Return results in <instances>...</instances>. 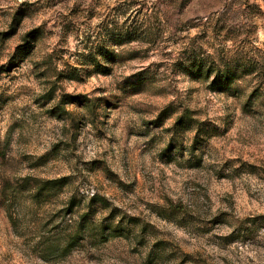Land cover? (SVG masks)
Instances as JSON below:
<instances>
[{"label":"rangeland","instance_id":"obj_1","mask_svg":"<svg viewBox=\"0 0 264 264\" xmlns=\"http://www.w3.org/2000/svg\"><path fill=\"white\" fill-rule=\"evenodd\" d=\"M0 264H264V0H0Z\"/></svg>","mask_w":264,"mask_h":264},{"label":"trees","instance_id":"obj_2","mask_svg":"<svg viewBox=\"0 0 264 264\" xmlns=\"http://www.w3.org/2000/svg\"><path fill=\"white\" fill-rule=\"evenodd\" d=\"M27 46L28 45L25 44L22 47H19L18 48L19 50L21 49V54H24L25 55V54H28L30 52V49L27 48ZM91 54H92V51L90 53H88L87 56H90ZM94 64H95L94 65L95 66V70H97V72H100V70H102V68L98 64H96V62ZM198 64L201 65V63H198ZM200 65H197V67H199V69H201V68L203 69V67L200 68ZM75 70H76L75 68L72 69V71L68 75V77L70 79H77L78 78L77 74L75 73ZM204 70H207L206 72L213 71L214 73H216V75H215V77L213 79V83L214 84H218V86H220V85L221 86H226V85L231 84L232 81L234 80L235 76H236L235 72L233 70L227 68L226 66L225 67H222V68L217 67V69H215V68H208V67L205 69V66H204ZM180 121H181V119H180ZM64 180L65 179L48 180V181L45 182V184H47V185H51V184L52 185H57V184H60L61 182L64 183L63 182ZM73 206H74V203L72 201V202H70V206H68V208H67L68 212H71L72 211V207ZM85 216H87V215H85ZM75 240H76V236L73 235L71 237V240L68 242V245L67 246H69V244L70 243H73ZM66 248H68V247H66Z\"/></svg>","mask_w":264,"mask_h":264}]
</instances>
